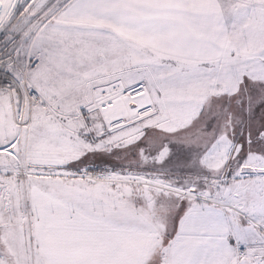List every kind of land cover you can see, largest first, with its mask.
<instances>
[{
  "label": "snow or ice",
  "instance_id": "1",
  "mask_svg": "<svg viewBox=\"0 0 264 264\" xmlns=\"http://www.w3.org/2000/svg\"><path fill=\"white\" fill-rule=\"evenodd\" d=\"M0 264H264V0H0Z\"/></svg>",
  "mask_w": 264,
  "mask_h": 264
}]
</instances>
